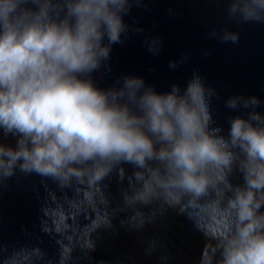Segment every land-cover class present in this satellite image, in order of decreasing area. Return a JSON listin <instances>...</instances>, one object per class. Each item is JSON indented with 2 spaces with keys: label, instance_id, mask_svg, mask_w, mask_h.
Returning <instances> with one entry per match:
<instances>
[{
  "label": "clouds",
  "instance_id": "1",
  "mask_svg": "<svg viewBox=\"0 0 264 264\" xmlns=\"http://www.w3.org/2000/svg\"><path fill=\"white\" fill-rule=\"evenodd\" d=\"M128 7L129 0H0V128L17 137L15 146L0 143V182L17 169L58 180L91 173L100 180L130 163L137 180L159 179L163 195L157 197L171 206L223 193L227 226L214 237L218 264H264L259 100L226 101L251 111L233 117L225 137L210 127L214 90L198 75L183 93L176 85L158 93L140 77L126 76L122 87L107 90L82 78L108 59L110 45L122 42ZM228 11L232 19L264 23V0H230ZM220 39L236 43L239 35L225 30ZM149 50L158 53L157 41ZM236 168L244 183L233 186Z\"/></svg>",
  "mask_w": 264,
  "mask_h": 264
},
{
  "label": "water",
  "instance_id": "2",
  "mask_svg": "<svg viewBox=\"0 0 264 264\" xmlns=\"http://www.w3.org/2000/svg\"><path fill=\"white\" fill-rule=\"evenodd\" d=\"M229 7L230 0H129L122 42L82 78L107 90L122 87L126 76L140 77L158 93L173 85L183 93L198 75L214 90L210 127L227 137L231 119L251 111L229 108L230 97L254 96L264 114V23L232 19ZM225 30L238 33V41L223 42ZM154 40L156 54L149 50ZM16 139L0 128V143L15 146ZM136 171L121 163L100 180L91 173L58 180L17 169L0 182V264H218L214 237L227 226L223 193L171 206L157 197L159 179L139 181ZM229 180L244 183L238 168Z\"/></svg>",
  "mask_w": 264,
  "mask_h": 264
}]
</instances>
